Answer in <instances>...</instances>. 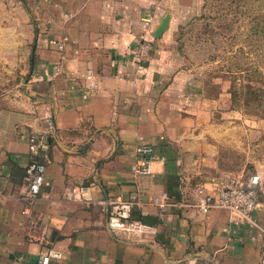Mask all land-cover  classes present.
<instances>
[{
    "label": "crops",
    "instance_id": "1",
    "mask_svg": "<svg viewBox=\"0 0 264 264\" xmlns=\"http://www.w3.org/2000/svg\"><path fill=\"white\" fill-rule=\"evenodd\" d=\"M33 1L31 16L16 4L0 20V264H34L45 240L61 252L49 264H264L262 178L255 226L230 222L225 208L202 213L181 203L191 186L210 183L230 164L245 169L249 133L259 131L230 107L223 70L178 51L177 26L201 0ZM165 12L168 27L139 56L141 18L153 13L155 27ZM55 63L62 71L51 78ZM87 68L98 79L91 93L81 75ZM45 110L56 126L34 154L31 136L44 127ZM139 143L165 156L148 174L132 171ZM233 150L242 155L235 161ZM32 160L45 170L26 212ZM74 185L86 187L82 198L65 196ZM162 190L174 200L167 207L132 208L142 231L108 227L115 205Z\"/></svg>",
    "mask_w": 264,
    "mask_h": 264
},
{
    "label": "built area",
    "instance_id": "2",
    "mask_svg": "<svg viewBox=\"0 0 264 264\" xmlns=\"http://www.w3.org/2000/svg\"><path fill=\"white\" fill-rule=\"evenodd\" d=\"M67 15V14H65ZM156 17L153 13L141 18V29L137 36V53L141 57H147L155 48V38L152 34ZM50 43L58 51L64 49V41L51 38ZM62 71L60 63L52 65L49 73L51 78L59 75ZM86 83L84 90L87 93L93 92L98 86L96 72L92 68H87L81 73ZM44 127L42 130L31 136L32 152L45 144V137L55 130V119L50 110L43 113ZM136 157L132 165L134 174H148L151 172V165L156 159L164 160V155H157L154 147L150 143H139L135 146ZM45 166L42 162L32 160L25 168L26 188L23 192L26 212L30 211L34 200L40 192L43 183ZM258 173L247 174L244 169H226L221 171L210 183L200 181L191 186L188 196L182 204L190 205L199 212H207L211 208H225L229 211V221L240 225H257L255 211L258 206V196L256 183L259 181ZM83 185H74L66 193L69 199L82 198L85 190ZM173 198L167 191L162 190L157 194L149 196L146 200H129L121 205H115L107 216V225L116 233L142 231L141 223L131 217L134 205L141 203H151L163 209L173 202ZM61 252L54 249L45 240L40 246L34 264H49L52 257H60Z\"/></svg>",
    "mask_w": 264,
    "mask_h": 264
},
{
    "label": "rangeland",
    "instance_id": "3",
    "mask_svg": "<svg viewBox=\"0 0 264 264\" xmlns=\"http://www.w3.org/2000/svg\"><path fill=\"white\" fill-rule=\"evenodd\" d=\"M16 4L25 5L31 16L33 0H0V20L11 7L16 12ZM260 12H264V0H201L200 10L184 16L177 26L178 51L198 60L210 59L212 68L223 70L230 81L235 72L237 82H245L240 71L246 69H256L264 76V31L251 24L253 16ZM230 107L246 115L250 128L259 129L249 133L248 158L246 161L243 153L241 166L250 172L255 171V166H262L260 178L264 180V114L258 108H236L232 102ZM260 122L263 125L258 127ZM228 156L235 161L242 155L233 150ZM229 166L240 168L236 163ZM258 196L263 199L264 193L260 190Z\"/></svg>",
    "mask_w": 264,
    "mask_h": 264
},
{
    "label": "trees",
    "instance_id": "4",
    "mask_svg": "<svg viewBox=\"0 0 264 264\" xmlns=\"http://www.w3.org/2000/svg\"><path fill=\"white\" fill-rule=\"evenodd\" d=\"M251 24L259 26L264 31V12H260L253 16ZM240 76L245 78V82L239 83L236 80L237 73L231 78L230 95L232 106L246 109L258 108L264 114V76L256 69H246L240 71ZM246 171V170H245ZM247 174L254 172L246 171Z\"/></svg>",
    "mask_w": 264,
    "mask_h": 264
},
{
    "label": "water",
    "instance_id": "5",
    "mask_svg": "<svg viewBox=\"0 0 264 264\" xmlns=\"http://www.w3.org/2000/svg\"><path fill=\"white\" fill-rule=\"evenodd\" d=\"M169 19H170V13L165 12L163 16L159 19L158 24L153 28V36L154 37H159L162 32L168 27L169 24Z\"/></svg>",
    "mask_w": 264,
    "mask_h": 264
}]
</instances>
